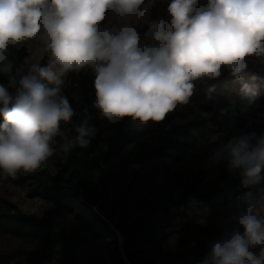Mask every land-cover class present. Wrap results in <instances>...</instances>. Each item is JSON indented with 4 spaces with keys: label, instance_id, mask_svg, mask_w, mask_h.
Here are the masks:
<instances>
[{
    "label": "clouds",
    "instance_id": "obj_1",
    "mask_svg": "<svg viewBox=\"0 0 264 264\" xmlns=\"http://www.w3.org/2000/svg\"><path fill=\"white\" fill-rule=\"evenodd\" d=\"M197 3L171 0L170 21L152 22L142 41L136 25L148 13L145 0H0V73L12 71L10 44L40 38L51 57L46 66L25 61L27 73L15 95L0 86V173L15 178L21 170L36 171L53 154L60 122L75 115L62 94L69 72L94 70V107L112 123L125 116L160 122L177 104L189 102L193 81L218 78L222 68L241 79L245 58L264 55V0ZM109 10L123 26H103ZM10 83L16 84L15 77ZM242 91L256 95L248 83ZM75 131L76 142L86 146L91 130L81 125ZM213 159L238 174L247 191L229 206L203 264H264V132L233 137ZM201 215L195 205L188 211L189 219L202 224ZM184 222L178 217L175 228Z\"/></svg>",
    "mask_w": 264,
    "mask_h": 264
},
{
    "label": "trees",
    "instance_id": "obj_2",
    "mask_svg": "<svg viewBox=\"0 0 264 264\" xmlns=\"http://www.w3.org/2000/svg\"><path fill=\"white\" fill-rule=\"evenodd\" d=\"M153 19V16H145L144 23L136 25L142 41L144 33L149 29V22ZM49 55L46 51L45 56ZM7 56L13 68L9 74L0 73V86H4L10 95H15L18 81L25 74L22 65L28 59L29 52L24 45L10 44ZM11 77H15V85L10 83ZM70 79L74 84L79 82L82 87L89 88L94 84L95 72L91 68H85L71 74ZM213 82L214 79L209 78L193 81V95L187 104L180 105L192 106L202 99V105L215 116L218 128L234 133L240 131V134L245 130L255 131L258 135L264 132V123L247 124L240 116L239 108L227 101L205 99L204 94L200 96L203 89ZM89 112L85 100L78 114L69 123L73 130V145L67 151L63 150L64 159L58 163V172L53 173L49 169L33 172L29 177L32 180V193L71 215L94 240L110 238V242L114 243L113 264H126L125 260L130 264H203L211 251L212 243L219 238L211 234L208 226L189 219L184 211L191 209L193 205L199 209L211 203L227 205L247 191L242 186L241 177H230L223 167L220 185L214 189H205L200 186L198 176L177 172L174 175L178 189L175 198L166 194L156 198H150L148 194L142 195L143 184L148 175L138 172L125 181L127 167L137 160H149L161 153L156 150L147 153L132 151L115 168L112 158L120 147L132 138L136 129L150 135H165L172 140L173 137L191 135L195 125L152 120L141 122L125 116L116 123L111 122L112 131L103 139L106 149L92 153L91 143L81 146L76 142L78 133L75 131L77 127L85 126L83 119ZM3 122V117L0 116V123ZM65 125L66 122L61 128ZM98 138L99 135H96L95 139ZM168 144V150L179 147L176 140ZM65 178L69 181L65 182ZM72 180L76 183H72ZM178 217L185 222L177 229L174 224ZM163 218L166 221H162ZM116 231L123 237L125 258L119 250ZM0 234L16 239L21 245H33L44 254L43 258L54 257L53 264H80L75 240L68 231L60 227L55 218L27 214L3 199H0ZM1 253L0 251V258L4 256ZM14 264L22 263L18 261Z\"/></svg>",
    "mask_w": 264,
    "mask_h": 264
},
{
    "label": "rangeland",
    "instance_id": "obj_3",
    "mask_svg": "<svg viewBox=\"0 0 264 264\" xmlns=\"http://www.w3.org/2000/svg\"><path fill=\"white\" fill-rule=\"evenodd\" d=\"M170 2L171 0H145V4L148 7L146 16H153L154 18L149 22L150 24L161 19L170 21L171 18L167 13V7ZM206 5L207 0H198L196 7L199 8ZM103 26L118 28L123 26V21L109 10ZM20 45H24L28 49L29 57L26 60L28 63H39L41 66H46L50 62L51 57L50 55L45 56L47 50L40 38L22 42ZM245 59L247 69L241 79H236L230 75L227 68H222L221 76L215 78L211 85L204 88L200 96L204 94L203 97L205 96V99H222L230 105L239 108L240 116L247 121V124L250 122L264 123V55H250ZM22 69L26 74L28 64L24 63ZM73 73L75 72H69L64 77L65 83L62 85V94L68 99L75 115L78 114L81 104L87 100L90 112L83 119V122L91 132L85 139L88 140V143H91V152L98 153L106 149V142L103 139L112 131L111 122L94 107L96 101L94 84L89 86V88L82 87L79 82L74 84L70 79V75ZM244 83L255 86V97H250L242 91ZM202 104V99L192 106L177 104L176 108L162 120L177 124L195 125L191 130V135L173 137L172 140H169L168 136L150 135L140 129H136L132 138L123 144L112 158V164L116 168L120 160L132 151L147 153L156 150L161 153L149 160L145 158L137 160L127 167V178L125 181L138 172L148 175V179L143 184L142 195L148 194L150 198H156L166 194L175 198L178 189L174 175L177 172L198 176L201 181L200 186L205 189H214L220 185L223 167L230 177L239 176L238 174L230 173L226 163L216 162L213 159V154L220 144L227 143L233 137L240 136L241 132L234 133L218 128L215 116L206 110V107ZM64 123L63 121L60 122V134L54 137L52 142L53 154L36 171L49 169L53 173L58 172V163L64 159L62 145L65 143L73 145V130L69 124L70 122H67L61 128ZM244 133H247V131L245 130ZM96 135H99L98 139H95ZM175 140L178 141L179 147L175 150L166 149L167 145H169L168 142ZM33 172L21 170L15 178H6L3 173H0V199L16 205L27 214L55 218L60 223V227L68 231L75 240L80 264H113L114 243L110 242L111 239L94 240L91 234L82 228L71 215L44 198L34 195L30 188L32 180L29 178ZM63 180L65 182L69 181L67 178ZM72 183L75 184L76 181L72 180ZM237 198L227 205L211 203L201 208L202 215L200 219L204 223L201 224L196 219L193 220L203 226H208L211 234L215 238H220L221 226L226 212ZM189 210H185L184 214L188 216ZM162 221H166V219L163 218ZM241 232H243V229H241ZM116 234L119 250L124 257L123 237L118 231H116ZM0 251L2 252L1 254H4L0 258V264H14L18 261L22 264L54 263V257L43 258L44 254L33 245H21L16 239L3 234H0ZM254 251L258 252V249H254ZM56 255L57 252H55ZM125 262L130 264L127 260Z\"/></svg>",
    "mask_w": 264,
    "mask_h": 264
},
{
    "label": "built area",
    "instance_id": "obj_4",
    "mask_svg": "<svg viewBox=\"0 0 264 264\" xmlns=\"http://www.w3.org/2000/svg\"><path fill=\"white\" fill-rule=\"evenodd\" d=\"M203 263V262H202Z\"/></svg>",
    "mask_w": 264,
    "mask_h": 264
}]
</instances>
